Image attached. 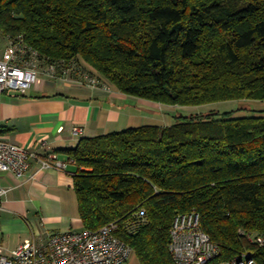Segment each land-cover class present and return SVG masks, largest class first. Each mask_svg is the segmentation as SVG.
<instances>
[{
  "label": "trees",
  "instance_id": "trees-1",
  "mask_svg": "<svg viewBox=\"0 0 264 264\" xmlns=\"http://www.w3.org/2000/svg\"><path fill=\"white\" fill-rule=\"evenodd\" d=\"M0 33L28 58L76 63L164 105L264 100V0H0ZM228 113L66 149L84 228L116 223L140 264H175L174 220L196 211L220 247L214 262L245 252L264 264V245L249 238L264 236V111Z\"/></svg>",
  "mask_w": 264,
  "mask_h": 264
},
{
  "label": "crops",
  "instance_id": "crops-1",
  "mask_svg": "<svg viewBox=\"0 0 264 264\" xmlns=\"http://www.w3.org/2000/svg\"><path fill=\"white\" fill-rule=\"evenodd\" d=\"M12 54L11 40L0 33V59L10 61ZM127 96L46 75L25 92L0 94V137L29 146L35 153L23 177L0 171V186L8 189L0 199L4 253L10 254L27 239L45 246L55 233L84 229L75 192L76 165L65 150L75 148L85 136L106 134V125L119 123L122 112L115 107L117 102L108 107L105 102L127 101ZM139 100L147 112L166 106ZM74 127H82L84 133L74 132ZM41 160L60 161L65 168L41 170Z\"/></svg>",
  "mask_w": 264,
  "mask_h": 264
},
{
  "label": "built area",
  "instance_id": "built-area-1",
  "mask_svg": "<svg viewBox=\"0 0 264 264\" xmlns=\"http://www.w3.org/2000/svg\"><path fill=\"white\" fill-rule=\"evenodd\" d=\"M12 46V59H0V94L6 91L25 92L39 82L41 75L97 86L95 76L76 66V63L46 64L40 62L37 52L28 58L19 43H12ZM74 132L84 133V129L74 127ZM34 156L31 147L0 137V171H9L21 178L28 172ZM41 163V170L65 168V163L60 161L51 164L41 160ZM7 191L0 186V199ZM144 215L145 211H141L140 216ZM116 230L117 224L110 223L97 230L84 228L59 232L53 234L45 246L36 239H27L10 254L0 249V264H127L134 250L115 234ZM249 238L264 245V236L253 239L249 235ZM169 249L175 264H259L250 253L245 252L231 260L214 262L220 254V247L201 228L196 211L176 216Z\"/></svg>",
  "mask_w": 264,
  "mask_h": 264
},
{
  "label": "rangeland",
  "instance_id": "rangeland-1",
  "mask_svg": "<svg viewBox=\"0 0 264 264\" xmlns=\"http://www.w3.org/2000/svg\"><path fill=\"white\" fill-rule=\"evenodd\" d=\"M87 72L91 73L89 70ZM94 76L97 80V89L108 92L116 90L113 89V87H111L105 79L99 78L96 74H94ZM49 78L52 79V77ZM127 97H129V99L123 102L114 101V99H110L105 102L107 107L111 106L113 102H117L115 107L120 108L122 112V119L119 123L106 125L105 130L107 133L122 131L127 128L140 127L148 124L172 125L176 122L177 117L181 115L215 113L217 117H221L224 113L229 112L228 115L231 117H245L264 111V100L236 99L202 105H166L162 106L161 109H154L155 112H147L140 108L142 104L139 98L131 95H128ZM127 264L140 263L137 256L133 253L129 257Z\"/></svg>",
  "mask_w": 264,
  "mask_h": 264
}]
</instances>
